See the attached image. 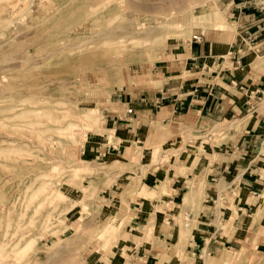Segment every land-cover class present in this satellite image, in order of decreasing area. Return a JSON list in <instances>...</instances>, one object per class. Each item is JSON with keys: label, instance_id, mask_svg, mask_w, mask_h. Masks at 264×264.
I'll use <instances>...</instances> for the list:
<instances>
[{"label": "crops", "instance_id": "obj_1", "mask_svg": "<svg viewBox=\"0 0 264 264\" xmlns=\"http://www.w3.org/2000/svg\"><path fill=\"white\" fill-rule=\"evenodd\" d=\"M242 1H226L229 31L196 32L107 103L111 143L101 132L82 146L115 163L114 188L124 181L127 238L141 245L127 264H222L230 253L264 264V14ZM100 192L98 212L122 203Z\"/></svg>", "mask_w": 264, "mask_h": 264}, {"label": "rangeland", "instance_id": "obj_2", "mask_svg": "<svg viewBox=\"0 0 264 264\" xmlns=\"http://www.w3.org/2000/svg\"><path fill=\"white\" fill-rule=\"evenodd\" d=\"M13 1L0 0V162H8L10 157L16 162L0 172V179L5 197L12 194L10 186L17 183L19 195L16 211L3 212L0 236L3 240L10 238L6 226L10 223L12 229L17 212L24 210L26 199L22 197L28 194L27 179L36 176L30 190L45 180L48 195L51 190L60 191L66 199L41 206L33 231L35 245L15 264H127L140 256L141 245L137 239L131 244L127 238L124 217L128 207L124 208L121 191L124 181L114 188L116 180L111 171L115 163L86 159L82 146L89 135L99 136L101 132L106 134L105 143H111L113 133L105 131L102 123L105 106L131 86L140 73L164 59L167 51L189 42L196 32L230 30L226 24L228 14H224L227 0H137L159 6L152 12L127 7L130 0H122L119 5V0ZM140 23L144 24L142 29L137 26ZM9 106L16 108L12 111ZM15 112L23 115L13 116ZM70 122L77 124V130L67 129V134L60 135L57 128H65ZM10 146L17 151H5ZM110 189L122 203H104L106 210L100 213L101 205L95 202L100 201L101 190ZM8 202L7 198L0 199V205ZM28 215L29 210L23 219ZM46 215L49 221L42 228L40 221ZM107 219L114 223L113 233L104 232ZM144 230L150 233L146 227ZM230 254L222 264H234Z\"/></svg>", "mask_w": 264, "mask_h": 264}, {"label": "bare ground", "instance_id": "obj_3", "mask_svg": "<svg viewBox=\"0 0 264 264\" xmlns=\"http://www.w3.org/2000/svg\"><path fill=\"white\" fill-rule=\"evenodd\" d=\"M15 1V0H14ZM13 1V2H14ZM40 1H42V0H40ZM39 1V2H40ZM106 1V0H105ZM111 1H114V0H107V3H109V2H111ZM176 1V0H175ZM4 2H6V1H4ZM4 2H2V3H4ZM12 2V3H13ZM80 2V1H79ZM91 2V1H90ZM116 2V1H115ZM1 3V4H2ZM38 3V2H37ZM36 3V4H37ZM61 3V2H60ZM73 3H78V2H72V4ZM82 3H84V2H82ZM6 4V3H5ZM55 4V3H54ZM89 4V3H88ZM112 4V3H111ZM110 4V5H111ZM119 4H122V0H119L118 1V5ZM13 5H14V3H13ZM28 5H29V3H28ZM108 5V4H107ZM8 6V5H7ZM12 6V5H11ZM19 6V5H18ZM81 6V5H80ZM83 6V5H82ZM88 6V5H87ZM103 6H105V5H103ZM103 6H100V8L101 7H103ZM127 7H129V8H136V9H138V10H141V11H143V12H152V11H155V10H157L158 8H159V6H157V5H152V4H150V3H146L145 1H140V2H138L137 0H130L129 2H127V5H126ZM6 7V6H5ZM71 7L73 8V6L71 5ZM9 8V7H8ZM98 8H99V6H98ZM124 9H125V7H123ZM122 8V9H123ZM6 9V8H5ZM58 9H59V7H58ZM95 9H97V8H95ZM103 9V8H102ZM101 9V10H102ZM1 10V9H0ZM11 10V9H10ZM77 10H79V7L77 8ZM99 10V9H98ZM9 11V10H8ZM57 11V10H56ZM75 11V10H74ZM84 11V10H83ZM95 11H97V10H95ZM100 11V10H99ZM116 11V10H115ZM3 12V11H2ZM11 12V11H10ZM72 12V11H71ZM82 12V11H81ZM94 12V11H93ZM6 13H7V11H6ZM15 13V12H14ZM95 13V12H94ZM102 13V12H101ZM111 13H113V12H111ZM118 13V12H117ZM13 14V13H12ZM57 14V13H56ZM60 13H58V15H59ZM70 14V13H69ZM73 14V13H72ZM75 14V13H74ZM109 14V13H108ZM107 14V15H108ZM66 15V14H65ZM76 15V14H75ZM78 15V14H77ZM80 15H82V13H80ZM98 15H100V13L98 14ZM132 15V14H131ZM52 16H54V14H52ZM83 16V15H82ZM97 16V15H96ZM110 16V15H109ZM122 16V15H121ZM50 17V16H49ZM65 17V16H64ZM71 17V16H70ZM3 18V17H2ZM72 18H74V17H72ZM77 18V17H76ZM95 18V17H94ZM5 18H3V20H4ZM50 19V18H49ZM51 19H52V17H51ZM58 19H60V18H58ZM68 19V18H67ZM78 19H79V17H78ZM77 19V20H78ZM82 19V18H81ZM92 19V18H91ZM119 19V18H118ZM61 20H63V19H61ZM73 20V19H72ZM82 20H84V19H82ZM1 22H2V20H0ZM42 21H44L43 19H42ZM45 21H47V20H45ZM51 21H54V20H51ZM60 21V20H59ZM64 21V20H63ZM66 21V20H65ZM68 21V20H67ZM107 21V20H106ZM116 21V20H115ZM50 22V21H49ZM75 22H76V20H75ZM44 22H42L41 24H43ZM54 23H56L55 21H54ZM60 24H61V22H59ZM73 23V22H72ZM79 23V22H78ZM80 23H82V22H80ZM93 23V22H92ZM67 24V23H66ZM71 24V23H70ZM101 24V23H100ZM39 25V24H38ZM47 25V24H46ZM62 25V24H61ZM77 25V24H76ZM79 25V24H78ZM144 24H138L137 26H138V28H141L142 26H143ZM59 26V25H58ZM63 26V25H62ZM62 26H60V28L62 27ZM65 26V25H64ZM70 26V25H69ZM39 27V26H38ZM43 27H45V25H43ZM40 28V27H39ZM76 28V27H75ZM89 28H92V27H89ZM93 28H94V25H93ZM38 29V28H37ZM50 29H52V28H50ZM50 29H48V30H50ZM142 29V28H141ZM35 30V29H34ZM42 31H43V29H41ZM54 30V29H53ZM52 30V31H53ZM57 30V29H56ZM87 31V30H86ZM85 31V32H86ZM136 31H138V30H136ZM26 32V31H25ZM28 32V31H27ZM36 32H37V30H36ZM35 32V33H36ZM46 32V31H45ZM57 32H60L59 31V29H58V31ZM40 33V32H39ZM64 33V32H63ZM25 34V33H24ZM34 34V33H33ZM59 34V33H58ZM58 34L56 33V35L58 36ZM67 34V33H66ZM20 35V34H19ZM50 35V34H49ZM55 35V34H54ZM61 35V34H60ZM103 35V34H102ZM111 35V34H110ZM16 36V35H15ZM21 36V35H20ZM38 36V35H37ZM37 36H35V38L37 37ZM45 36V35H44ZM57 36H54V37H56L57 38ZM22 37V36H21ZM60 37V36H59ZM24 38V37H23ZM27 38H29V37H27ZM34 37H33V39H35ZM44 38V37H43ZM52 38V37H51ZM110 38V37H109ZM26 39V38H25ZM29 39H31V38H29ZM37 39V38H36ZM45 39V38H44ZM74 39V38H73ZM42 40V39H41ZM56 40V39H55ZM75 40V39H74ZM106 40V39H105ZM104 40V41H105ZM108 40V42H109V39H107ZM115 40V39H114ZM9 41V40H8ZM58 41H61V40H58ZM57 41V42H58ZM44 42V41H43ZM71 42V41H70ZM106 42V41H105ZM2 43V42H1ZM0 43V44H1ZM8 43V42H7ZM46 43V42H45ZM48 43V42H47ZM51 43V42H50ZM104 43V42H103ZM42 44H44V43H42ZM41 44V45H42ZM53 44V43H52ZM65 44V43H64ZM114 44V43H113ZM2 45H4V44H2ZM48 45V44H47ZM63 45V44H62ZM99 45V44H98ZM108 45V44H107ZM40 46V45H39ZM43 46V45H42ZM49 46V45H48ZM93 46V45H92ZM44 47V46H43ZM53 47V46H52ZM70 47V46H69ZM68 47V48H69ZM89 47V46H88ZM88 47H87V49H88ZM37 48V47H36ZM41 48V47H40ZM55 48H56V46H55ZM48 49H50V48H48ZM67 49V48H66ZM66 49H63V50H66ZM19 50V49H18ZM20 50H21V48H20ZM54 50V49H53ZM52 51V50H51ZM62 51V50H61ZM70 52V51H69ZM68 52V53H69ZM78 52V51H77ZM65 53V52H64ZM74 53V52H73ZM8 54L9 53H7V55H6V57L8 56ZM5 56V55H4ZM78 57H79V55H78ZM5 58V57H4ZM90 66V65H89ZM115 67V66H114ZM113 67V68H114ZM86 68V67H85ZM85 68L83 69L84 71H85ZM91 68H92V66H91ZM94 69V68H93ZM99 69V68H98ZM112 69V68H111ZM86 70L88 71V69L86 68ZM90 71V70H89ZM93 71V70H92ZM95 71V70H94ZM7 87H9V84L7 85ZM11 87V86H10ZM13 88V87H12ZM11 88V89H12ZM94 88V87H93ZM15 89V88H14ZM8 90V89H7ZM12 92H13V89L11 90ZM9 92V91H8ZM15 92V91H14ZM10 93V92H9ZM8 93V94H9ZM8 97V96H7ZM17 99H19L18 97H17ZM21 99V98H20ZM45 99V98H44ZM25 101H26V99H25ZM29 101V100H28ZM34 101V100H33ZM37 101V100H36ZM26 103V102H25ZM28 103V102H27ZM45 103V102H44ZM47 103V102H46ZM11 105V104H10ZM15 105V104H14ZM23 105V104H22ZM9 107H11V106H9ZM15 106H13V107H11V108H9L10 110H12V111H14L15 110ZM60 108H62V107H60ZM61 111V110H60ZM19 115H23V113H17V112H15V113H13V116H19ZM45 117V116H44ZM40 118H41V116H40ZM42 120V119H41ZM40 120V121H41ZM49 120V119H48ZM12 121H14V119L12 120ZM45 121V120H44ZM49 124V123H48ZM38 127V126H37ZM76 127H77V124L75 123V122H70V124L68 123L67 125H66V127L65 128H61V129H58L57 128V130H58V132H60V135L61 134H67L66 133V131H67V129H70L71 130V132H73V131H75V130H77L76 129ZM27 131V130H26ZM51 133V132H50ZM57 133V132H56ZM3 135V134H2ZM36 136V135H35ZM2 137V136H1ZM8 138V137H7ZM11 139V138H10ZM15 139V138H14ZM13 139V140H14ZM38 139V138H37ZM5 141V140H4ZM8 141V140H7ZM6 141V142H7ZM21 143H22V141H21ZM41 148V147H40ZM5 151H8V152H10V153H14V152H16L17 151V149L15 148V146H10V147H8V148H6L5 149ZM7 157H10V156H7ZM10 160L8 161V162H0V172H2V171H5L6 169H9V168H11V167H13L14 166V163L16 162V160L15 159H13L12 157H10L9 158ZM39 161V160H38ZM16 166V165H15ZM23 168V167H22ZM20 169V168H19ZM13 172V171H12ZM55 174V173H54ZM30 174H28V176H29ZM49 175V174H48ZM8 176V175H7ZM55 176V175H54ZM35 177L36 176H33V177H29L28 179H27V184H28V186H26L25 187V189L27 190V189H31V187H32V185H33V179L35 180ZM24 179V178H23ZM50 180V179H49ZM44 182H43V184H41L40 186H38L36 189H33V190H30L31 192H29V190L27 191L28 192V194L26 195V198L25 197H22V198H24V199H26L25 200V202H24V205H23V207H24V210L23 211H21L20 212V210H19V212H17V216H16V219L14 220V222H13V224H12V229H9V227H10V223H8L7 224V229H6V234H8L9 236H10V238H8V239H2L1 238V236H0V263L1 264H15L16 262H18L19 260H20V258L21 257H23L24 255H25V253L26 252H28L29 250H32V247L35 245V242H36V234L33 232L34 231V228L36 227V222H38L37 221V215H38V213H39V210H40V208H41V206L43 205V204H45L46 202H49L50 204H52L54 201H62V200H64V199H66V196L62 193V192H60V191H50L51 193L48 195V183H47V181L45 182V180H43ZM52 183V182H51ZM50 184V183H49ZM19 184L17 183V184H13V185H11L10 186V189L11 190H13L12 191V194H10L9 195V197H5L4 195H3V193H2V190H3V188H4V185L2 184V180L0 179V199H5V198H7L8 200H9V202L8 203H3V205H0V220H1V218H2V216H3V214L5 213V214H9V212L11 211V210H14V212L16 211L15 210V205H16V201L18 200V195H19V190L17 189L19 186H18ZM25 196V195H24ZM10 198V199H9ZM48 205V204H47ZM2 207V208H1ZM45 207H46V205H45ZM27 210H29V215L27 216V217H25V219H23V215H26V211ZM45 210V209H44ZM43 211V210H42ZM4 212V213H3ZM110 215L111 214H109L108 216L110 217ZM113 219V218H112ZM43 220V221H42ZM48 215H46V216H44V218H42L41 219V221H40V224H41V227L42 228H44V224H46L48 221ZM108 221H107V224H106V226H107V228H106V230L104 231V232H114L115 231V228H114V230L113 231H111L112 229H113V227H115V226H113V224L114 223H112L111 224V222H110V219H107ZM58 222V221H57ZM113 222H115V221H113ZM105 223V222H104ZM39 226V225H38ZM61 226V225H60ZM105 226V227H106ZM40 228V227H39ZM102 228H104V227H102ZM101 228V229H102ZM47 229V228H46ZM44 231H45V229H44ZM41 232V231H40ZM44 233H46V232H44ZM43 233V234H44ZM98 233V232H97ZM80 235V234H79ZM75 236V235H74ZM77 237H79V236H77ZM5 238V237H4ZM77 240H78V238H76ZM71 243V242H70ZM73 243V242H72ZM44 245V244H43ZM63 245V244H62ZM64 246V245H63ZM69 246V245H68ZM67 246V247H68ZM65 247V246H64ZM70 247V246H69ZM43 251V250H42ZM55 251V250H54ZM59 251V250H58ZM66 252V251H65ZM56 253V252H55ZM58 253V252H57ZM67 253V252H66ZM60 254H61V252H60ZM62 254H64V253H62ZM68 254V253H67ZM54 256V255H53ZM70 255L68 254V257H69ZM50 258H52L51 256H50ZM59 258V257H58ZM55 259V258H54ZM65 259V258H64ZM51 260V259H50ZM56 261H57V258H56ZM48 262H49V260H48ZM59 262V261H58ZM24 263V262H23ZM27 263V262H26ZM46 263H47V260H46ZM40 264H42V263H40ZM49 264V263H48ZM51 264V263H50ZM54 264H56V263H54ZM61 264V263H60Z\"/></svg>", "mask_w": 264, "mask_h": 264}, {"label": "built area", "instance_id": "obj_4", "mask_svg": "<svg viewBox=\"0 0 264 264\" xmlns=\"http://www.w3.org/2000/svg\"><path fill=\"white\" fill-rule=\"evenodd\" d=\"M241 8H252L259 13L264 14V0H243L241 2ZM130 108L125 109L126 114H131Z\"/></svg>", "mask_w": 264, "mask_h": 264}]
</instances>
